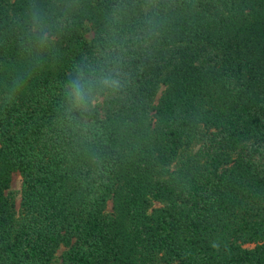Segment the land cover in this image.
<instances>
[{
  "label": "trees",
  "instance_id": "1",
  "mask_svg": "<svg viewBox=\"0 0 264 264\" xmlns=\"http://www.w3.org/2000/svg\"><path fill=\"white\" fill-rule=\"evenodd\" d=\"M0 264H264V0H0Z\"/></svg>",
  "mask_w": 264,
  "mask_h": 264
},
{
  "label": "rangeland",
  "instance_id": "2",
  "mask_svg": "<svg viewBox=\"0 0 264 264\" xmlns=\"http://www.w3.org/2000/svg\"><path fill=\"white\" fill-rule=\"evenodd\" d=\"M91 32L87 33V36H90ZM161 89L158 91L156 97L159 96ZM12 192V195L15 197L16 205L19 207V202H20V197H21V176L18 172H14L12 174V179H11V185L9 188ZM157 204V202L155 203ZM111 206V201L108 202V208ZM64 247L60 246L57 251H56V259H60V254L63 251Z\"/></svg>",
  "mask_w": 264,
  "mask_h": 264
},
{
  "label": "clouds",
  "instance_id": "3",
  "mask_svg": "<svg viewBox=\"0 0 264 264\" xmlns=\"http://www.w3.org/2000/svg\"><path fill=\"white\" fill-rule=\"evenodd\" d=\"M107 83V81L105 82ZM73 95L76 100V105L78 107H84L87 103V97L83 92V89L79 83L74 84V90H73ZM217 245H213V247H216Z\"/></svg>",
  "mask_w": 264,
  "mask_h": 264
}]
</instances>
